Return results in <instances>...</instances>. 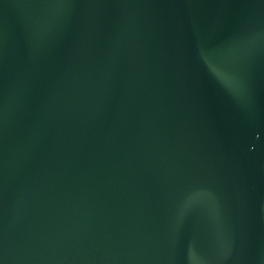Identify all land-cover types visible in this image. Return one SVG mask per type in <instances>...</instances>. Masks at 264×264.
Segmentation results:
<instances>
[{"label":"water","instance_id":"95a60500","mask_svg":"<svg viewBox=\"0 0 264 264\" xmlns=\"http://www.w3.org/2000/svg\"><path fill=\"white\" fill-rule=\"evenodd\" d=\"M0 264H264V0H0Z\"/></svg>","mask_w":264,"mask_h":264}]
</instances>
